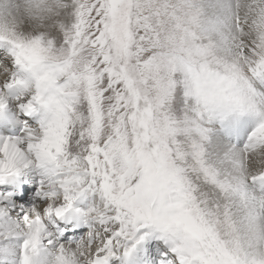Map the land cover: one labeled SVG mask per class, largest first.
I'll use <instances>...</instances> for the list:
<instances>
[{"label": "snow or ice", "instance_id": "obj_1", "mask_svg": "<svg viewBox=\"0 0 264 264\" xmlns=\"http://www.w3.org/2000/svg\"><path fill=\"white\" fill-rule=\"evenodd\" d=\"M63 13L62 48L34 36L11 50L34 81L19 106L47 119L0 140V183L30 159L57 216L85 191L99 200L55 264H122L137 245L130 264H264V0H70ZM12 227L30 232L19 264H32L39 217Z\"/></svg>", "mask_w": 264, "mask_h": 264}, {"label": "bare ground", "instance_id": "obj_2", "mask_svg": "<svg viewBox=\"0 0 264 264\" xmlns=\"http://www.w3.org/2000/svg\"><path fill=\"white\" fill-rule=\"evenodd\" d=\"M50 3L51 4H49L50 5L49 9H46V12H43L44 10H43L42 6L46 7V5H48V4L43 5L41 2L37 1V3H36L37 12L32 17V20L35 23L18 21L16 14L13 11L9 10L10 9L9 4L4 3L3 5H0V24H4L5 26L10 27L20 37L24 36V35L26 36L25 33H27L29 30H32V28L34 31V29H36V28H39V29L40 28H48L49 26L57 25L58 21H56L54 18L60 17V15L63 13V9L60 5H57L55 3V1H53V2L51 1ZM11 7L14 8L16 6L13 5ZM63 18L66 19L65 15L63 16ZM12 49L13 48H8V46H7V48L0 47V72L2 70H4L3 71L4 73L6 71L7 72L10 71L9 67L4 64V58L6 56L10 57V61H11L12 65H16L15 69H13V67H10L11 70H13V71L15 70V73H17L16 75L15 74L14 75L17 76L18 79H20L21 76L24 77L25 79H28V80L24 79V82H23L24 86L23 87H25L27 84H30L29 80H31V78L13 60V57L11 55ZM0 80H8V75L5 74L2 78H0ZM12 82H16V81L8 80L6 82V84L4 85V87L7 86L8 84L12 83ZM13 90L18 91V88L16 86H14ZM23 90L24 89H22V91ZM17 99H18V101H16ZM26 99L27 98H22L21 96L19 97V94H18L15 98L8 95V98L6 100L5 96H1V94H0V101L1 102L5 101V104L6 103L8 104V105H4L7 109H10L12 106H14L16 102H17V104L15 106V109H22L19 105L24 103L26 101ZM36 107H39V106H36ZM38 119H37V121H39ZM46 119H47V114L45 115L44 119H42L40 121L38 126L34 125L33 128L38 130L40 124L43 121H45ZM4 138H14V137L10 136L9 134H7L5 132H0V140H3ZM18 164L19 163H17L16 166ZM29 164L30 165H25V167L23 168V171L25 174L31 175L35 169H37L41 174H43L42 169L38 168L32 161H30ZM15 173L19 174L18 170ZM10 179H11V175L6 177L7 181H9ZM6 184H7V186L12 185V183H6ZM92 196H93L92 193L86 192L85 195L82 194V197L84 199L81 198L80 195H78L77 197L74 198V202L77 206H79V207L81 206L83 209H89L90 206H88V204L92 201ZM4 202H5V200L0 199V207L4 206L3 205ZM85 203H87V205ZM59 216H61L62 220L65 219L64 214L59 215ZM23 217H25V216L22 214H19V215L15 214V216H13L12 214H9L8 211H4V210L2 211L0 208V229H4L6 232L10 231L13 234L9 239L3 240V241L1 240L4 247H2V252L0 250V254H2V255L7 254L8 255L7 259L9 260V264H19L20 255H19L17 248L20 247V245L23 243V241L25 239L30 238V232L29 231L26 230L27 232H25L23 229L17 230L16 228L12 227L18 221H20ZM80 217H81V220H83V222L86 220L84 213H81ZM69 230L71 232L69 233L68 237H69V239H71V241H68L66 238L61 239V238H59V236L55 235L54 236V238L56 240L55 243H52V242L47 243L45 241H46V239H49V230L44 225H41V228L38 232V236L41 235V238L38 237V243H37L35 249L31 253L32 264H55V257H56V255H57V253L61 247H64L65 249L74 247L77 244V242L81 241L85 237L83 235H81V237H79V238L77 237V233L80 234L81 230H77L74 228L69 229ZM76 231H77V233H75ZM45 237H46V239H45ZM67 242H76V243L68 244ZM16 244H18L17 247L15 246ZM40 244L43 247H47L48 250L40 249L39 248ZM12 255H17L16 259Z\"/></svg>", "mask_w": 264, "mask_h": 264}, {"label": "rangeland", "instance_id": "obj_3", "mask_svg": "<svg viewBox=\"0 0 264 264\" xmlns=\"http://www.w3.org/2000/svg\"><path fill=\"white\" fill-rule=\"evenodd\" d=\"M37 1L41 2L43 5L48 4V5H46V7L42 6V8L44 10V11L43 10L42 11L46 12V9H49V6H50L49 4H51L50 2L51 1L53 2L55 0H37ZM62 4H63V8L70 7V0H62ZM63 16H64V13H62L60 15V17H55L54 18L56 21H58L57 25L49 26L48 28H40L39 31L36 30L37 28L34 29V31H33V28H32V30H29L27 33H25L26 36L25 35L21 36V37L19 36L20 37L19 39H23L24 37H27L28 39H30L31 37H34V36H41L42 41H43V43L45 45H47V43L49 41H51L52 42V46H53V50H59L60 48H62L64 46V43H65L64 42V32L67 29V27L69 26V21L67 19H64ZM14 40H17V39H9L7 37L0 36V44L3 45V46L7 45L8 48H13V41ZM4 64L9 67L10 71H8V72L6 71L4 73L3 72L4 70H2L1 72L6 74V75H8V80H12V81L20 80V81L24 82V79H25L24 77L21 76L20 79H18L17 76H15L17 74V73H15V70L14 71L11 70L10 67H13V69H15L16 65H12V63L10 61V57L6 56L4 58ZM8 80H0V94H1V96H4L3 89H4V85L6 84V82ZM25 80H28V79H25ZM29 82H30V84H27L25 87H23L24 84L21 83L22 89H24L23 91H22V89L18 88L19 97L21 96L22 98H27L26 101L28 99H30V97L34 94V91H35V89H34V81L33 80H29ZM16 101H18V99ZM3 104H5V101H3V102L0 101V105H3ZM16 104H17V102L14 105V109H15ZM17 110H21V109H16V111ZM45 115H46V113H45ZM0 244H2L1 240H0ZM15 246L17 247L18 244H16ZM17 249H18V252H19V248H17ZM0 250L2 252V248H0ZM12 256H14V258L16 259L17 255H12ZM3 258L7 259L8 255L7 254L6 255L0 254V259H3Z\"/></svg>", "mask_w": 264, "mask_h": 264}, {"label": "clouds", "instance_id": "obj_4", "mask_svg": "<svg viewBox=\"0 0 264 264\" xmlns=\"http://www.w3.org/2000/svg\"><path fill=\"white\" fill-rule=\"evenodd\" d=\"M4 3L9 4L10 6L9 10L13 11L16 14L18 21L35 23L32 20V17L37 12V7H36L37 0H0V5H3ZM13 5H15L16 7L14 8L11 7ZM36 30L39 31L40 29L37 28ZM0 36L7 37L9 39L20 38L18 34L14 32L10 27H7L3 24H0ZM23 39L27 40L28 38L24 37ZM4 75H5L4 73L0 72V78H2ZM32 162L34 163V161ZM47 186L48 185L46 184L45 187ZM60 198H61L60 195H58L57 200H59ZM93 206L99 209V200L97 198L92 201L90 208H92Z\"/></svg>", "mask_w": 264, "mask_h": 264}]
</instances>
